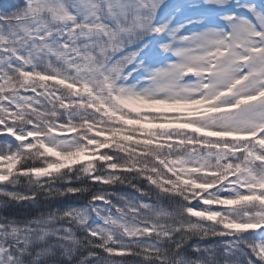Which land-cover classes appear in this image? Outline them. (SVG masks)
I'll list each match as a JSON object with an SVG mask.
<instances>
[{"label": "snow or ice", "instance_id": "6c2138e0", "mask_svg": "<svg viewBox=\"0 0 264 264\" xmlns=\"http://www.w3.org/2000/svg\"><path fill=\"white\" fill-rule=\"evenodd\" d=\"M0 264H264V0H0Z\"/></svg>", "mask_w": 264, "mask_h": 264}, {"label": "trees", "instance_id": "16d2710c", "mask_svg": "<svg viewBox=\"0 0 264 264\" xmlns=\"http://www.w3.org/2000/svg\"><path fill=\"white\" fill-rule=\"evenodd\" d=\"M6 2H14V0H6ZM29 163H32V162L29 161ZM108 190L109 191H116L118 193H130V189L124 188L122 186H117L114 189L113 188H109ZM65 203L66 204H70V205H77V206H79L80 204L83 203V201L77 200V198L75 196H69V197L65 198ZM26 211H28L27 207H25V208L16 207V208L13 209V212L20 214L21 218H23V214Z\"/></svg>", "mask_w": 264, "mask_h": 264}, {"label": "rangeland", "instance_id": "374dc122", "mask_svg": "<svg viewBox=\"0 0 264 264\" xmlns=\"http://www.w3.org/2000/svg\"><path fill=\"white\" fill-rule=\"evenodd\" d=\"M161 107H164V108H170V106H161ZM146 127H152L151 125H146ZM87 157L84 156L83 154L80 155L79 157V160L83 161V160H86ZM69 163H71V160L69 161Z\"/></svg>", "mask_w": 264, "mask_h": 264}]
</instances>
